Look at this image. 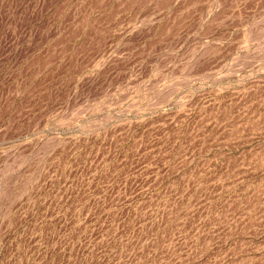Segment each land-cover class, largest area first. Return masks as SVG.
Returning <instances> with one entry per match:
<instances>
[{
	"label": "rangeland",
	"instance_id": "374dc122",
	"mask_svg": "<svg viewBox=\"0 0 264 264\" xmlns=\"http://www.w3.org/2000/svg\"><path fill=\"white\" fill-rule=\"evenodd\" d=\"M0 264H264V0H0Z\"/></svg>",
	"mask_w": 264,
	"mask_h": 264
}]
</instances>
